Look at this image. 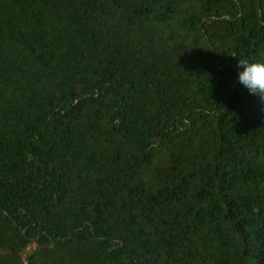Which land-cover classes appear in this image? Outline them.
<instances>
[{"label":"trees","instance_id":"16d2710c","mask_svg":"<svg viewBox=\"0 0 264 264\" xmlns=\"http://www.w3.org/2000/svg\"><path fill=\"white\" fill-rule=\"evenodd\" d=\"M264 0H0V264H264Z\"/></svg>","mask_w":264,"mask_h":264},{"label":"clouds","instance_id":"9594fccd","mask_svg":"<svg viewBox=\"0 0 264 264\" xmlns=\"http://www.w3.org/2000/svg\"><path fill=\"white\" fill-rule=\"evenodd\" d=\"M237 79L252 95L264 101V59L249 62L240 59L237 62Z\"/></svg>","mask_w":264,"mask_h":264}]
</instances>
